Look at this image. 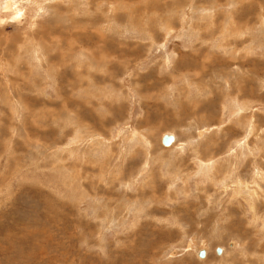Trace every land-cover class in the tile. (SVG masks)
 I'll return each mask as SVG.
<instances>
[{"label": "rangeland", "instance_id": "rangeland-1", "mask_svg": "<svg viewBox=\"0 0 264 264\" xmlns=\"http://www.w3.org/2000/svg\"><path fill=\"white\" fill-rule=\"evenodd\" d=\"M0 264H264V0H0Z\"/></svg>", "mask_w": 264, "mask_h": 264}, {"label": "water", "instance_id": "water-1", "mask_svg": "<svg viewBox=\"0 0 264 264\" xmlns=\"http://www.w3.org/2000/svg\"><path fill=\"white\" fill-rule=\"evenodd\" d=\"M162 141L165 145H170L172 142L175 141V137L173 135L165 134L163 136ZM218 250L219 252L221 251V249H218ZM204 255H205V251H201L200 256L203 257Z\"/></svg>", "mask_w": 264, "mask_h": 264}, {"label": "bare ground", "instance_id": "bare-ground-1", "mask_svg": "<svg viewBox=\"0 0 264 264\" xmlns=\"http://www.w3.org/2000/svg\"><path fill=\"white\" fill-rule=\"evenodd\" d=\"M8 3H9V1H8ZM8 3H7V4H8ZM11 3H12V2H11Z\"/></svg>", "mask_w": 264, "mask_h": 264}]
</instances>
